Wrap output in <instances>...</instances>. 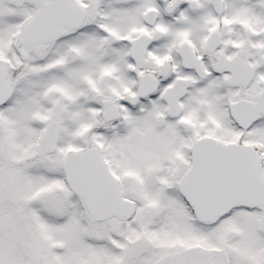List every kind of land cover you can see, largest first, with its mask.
<instances>
[{"label": "snow or ice", "instance_id": "6c2138e0", "mask_svg": "<svg viewBox=\"0 0 264 264\" xmlns=\"http://www.w3.org/2000/svg\"><path fill=\"white\" fill-rule=\"evenodd\" d=\"M0 264H264V0H0Z\"/></svg>", "mask_w": 264, "mask_h": 264}]
</instances>
